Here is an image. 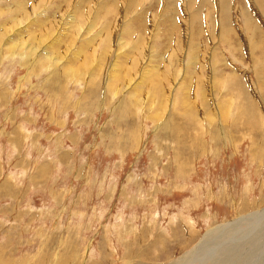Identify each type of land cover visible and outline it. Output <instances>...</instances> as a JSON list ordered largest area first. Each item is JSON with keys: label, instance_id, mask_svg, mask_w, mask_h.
Here are the masks:
<instances>
[{"label": "rangeland", "instance_id": "374dc122", "mask_svg": "<svg viewBox=\"0 0 264 264\" xmlns=\"http://www.w3.org/2000/svg\"><path fill=\"white\" fill-rule=\"evenodd\" d=\"M197 2L0 0V264H174L264 210V0Z\"/></svg>", "mask_w": 264, "mask_h": 264}, {"label": "bare ground", "instance_id": "6f19581e", "mask_svg": "<svg viewBox=\"0 0 264 264\" xmlns=\"http://www.w3.org/2000/svg\"><path fill=\"white\" fill-rule=\"evenodd\" d=\"M159 1H161V9H162L161 11L163 16L162 19H168L167 17L171 18L172 16H174L173 21L176 20V14H178V12H176L177 11L176 6L178 5L177 4L178 0H159ZM181 1L184 3L185 13L187 12L189 13V21L191 22L195 14V13L193 14L192 12L194 11V8L198 2L197 0H181ZM199 5L200 8L197 10L196 13H201L202 11L201 7L204 8V6L208 7V10H210L211 11L210 13L212 14H214V12L218 10V7L220 5H221V13H220L221 15L226 12H229V10L231 9L230 0H215L214 2L213 0L211 2L209 0H201V2H199ZM171 11L174 13L170 14ZM231 11L232 10H230V12ZM79 18H81V15ZM176 25L177 24H175L174 28L176 27ZM177 135L179 137L178 132ZM235 240H238V242H233ZM245 241L248 242V245L242 243ZM259 242L264 245V210L251 213L247 216L239 217L233 221L224 223L222 225H218L215 228L209 230L206 233V235L203 237V240L201 241L200 245H198L192 251L185 254L178 261L174 262V264H205V263L207 264L209 262L211 264H223L233 258L240 259L241 255L239 254L240 256L239 255L237 256L234 253L238 250V248L241 249L244 248L251 252L252 251L255 252V243L258 244ZM249 244L251 245L249 246ZM263 245H261L262 247L260 246L259 247L260 249H262L260 252H262L261 256L264 258ZM211 246L212 249L208 250L207 248ZM200 249L204 251H199ZM244 252L243 253L241 252L243 257L245 256ZM250 254L252 255V253ZM253 257L255 258V255H253ZM251 261H255V260L251 259ZM246 263H247V259H246Z\"/></svg>", "mask_w": 264, "mask_h": 264}]
</instances>
